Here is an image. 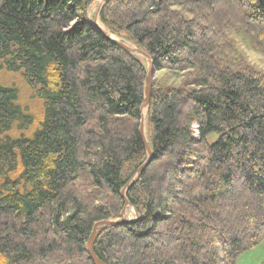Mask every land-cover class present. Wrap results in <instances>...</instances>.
I'll return each mask as SVG.
<instances>
[{"label": "trees", "instance_id": "1", "mask_svg": "<svg viewBox=\"0 0 264 264\" xmlns=\"http://www.w3.org/2000/svg\"><path fill=\"white\" fill-rule=\"evenodd\" d=\"M94 1L0 0V67L20 74L37 109L0 86V264H93L94 224L120 218V191L146 160L145 65L88 25ZM219 2L264 56V0H109L99 11L155 71L183 77L152 85V159L125 193L138 218L96 232L102 264H235L264 240V76L217 52L203 23L223 20ZM81 185L109 201L95 205Z\"/></svg>", "mask_w": 264, "mask_h": 264}, {"label": "rangeland", "instance_id": "2", "mask_svg": "<svg viewBox=\"0 0 264 264\" xmlns=\"http://www.w3.org/2000/svg\"><path fill=\"white\" fill-rule=\"evenodd\" d=\"M101 8H100L99 0H95L88 6L86 16H87V21L89 24H94L96 21H99V11L101 10ZM224 8H226V4L222 5V2H219L217 10L219 11V13L223 14L222 16L223 20H220L219 22H217L216 23L217 26L211 27V25H208L206 22L203 23V26L208 27V28L210 27V29L213 28L212 33L214 34H212L211 39L213 41L212 43L214 47H216L217 52H219L221 56L223 55L230 60V64L234 63L241 67L247 66V68H250L253 71L259 74H262L264 76V56L260 54L251 45L252 40L250 39V35L247 36L244 34V31H243L244 26H243L242 21H240L239 19L237 20V18H234L235 22L233 21L232 24L229 23L230 21L229 19L231 17L228 18L229 17L227 15L228 13L224 11L225 10ZM171 10L174 13L179 14L181 17H184V18L190 17L189 14H187L182 7H178V6L172 7ZM234 13L238 15L236 11H234ZM98 27H102L101 24ZM119 40L122 42V44H124L127 47L133 46L125 39L117 38L116 41H119ZM131 55L137 57L134 54H131ZM137 58L140 59L139 57ZM140 60L144 63L146 67V62H144L142 59ZM182 78H183L182 73L168 72V71H155L151 78L150 93L152 90V85L154 87H158L161 89L174 88V87H177L181 83ZM0 86L4 88L16 89L17 95H18V103L22 106V108H27L26 111H28L29 113H32V114L37 113V109H35L36 103H34V99L29 98L30 96L33 95V92L26 85L25 81L22 79L20 74L8 72L4 68L0 67ZM143 114H144L143 115L144 132H145L146 112L144 111ZM199 148H200V144L198 143V137L195 136L193 139V142L190 145V151L191 150H193L192 152L197 151L196 154L198 155ZM183 185L188 186L189 181L186 180V183H185V180H183ZM77 188L80 189L82 193H86L88 197H90V199H92L93 201H96L94 202L95 205L98 204L99 202L109 201L110 199L108 193H104V192L95 193L93 192L94 191L93 188L91 189L90 187H87L84 185L77 186ZM172 189L178 192L179 190L182 189V184L174 182ZM123 211H124L125 220L128 222L134 221L135 219L138 218V215L135 213V211L132 208L123 207L122 212ZM122 212H121V215H122ZM120 219H121V216L119 219L108 220V222L119 221ZM102 226L103 225H98L97 229L99 230ZM235 264H264V240L259 242L256 246L242 253L236 259Z\"/></svg>", "mask_w": 264, "mask_h": 264}, {"label": "water", "instance_id": "3", "mask_svg": "<svg viewBox=\"0 0 264 264\" xmlns=\"http://www.w3.org/2000/svg\"><path fill=\"white\" fill-rule=\"evenodd\" d=\"M100 1V8L103 7L109 0H99ZM90 27L93 29L97 30L102 36H104L106 39L109 41H112L114 44H116L118 47H120L122 50H124L127 53L134 54L140 59H142L144 62H146V67H145V78H144V89H143V98L142 102L140 105V121H139V136L142 142V145L144 147L145 153H146V160L145 162L136 170L132 178L126 183V185L122 188L120 191V196L124 202V208H131L129 202L127 201L125 197L126 191L135 183V181L140 177V175L143 173L144 169L148 166L152 159L151 151L149 148V143L148 140L145 136L144 132V120H143V115L144 111L146 112L148 105H149V100H150V88H151V78L152 75L154 74L155 70L153 68L152 62L150 60V57L143 53L142 51L138 50L137 48L131 46L127 47L122 42L115 41L110 33L104 30L102 27H98L95 24H88ZM132 222V221H129ZM128 223V221L125 220L124 216V211L122 212L121 219L119 221H114V222H108V221H102L94 224L92 231L90 233V236L86 242V250L88 253L89 258L93 262V264H102L94 255L92 252L91 246L93 239L95 237L96 232L98 231L97 226L98 225H103L100 229H105L108 227L116 226L119 224H124ZM99 229V230H100ZM97 230V231H96Z\"/></svg>", "mask_w": 264, "mask_h": 264}, {"label": "bare ground", "instance_id": "4", "mask_svg": "<svg viewBox=\"0 0 264 264\" xmlns=\"http://www.w3.org/2000/svg\"><path fill=\"white\" fill-rule=\"evenodd\" d=\"M94 24H95V25H97V26H99V25H100L99 21H96ZM113 39H114L115 41L117 40V38H116V37H114ZM119 41H120V40H119ZM119 41H118V42H119ZM120 42H121V41H120ZM142 115H144V114L142 113Z\"/></svg>", "mask_w": 264, "mask_h": 264}]
</instances>
